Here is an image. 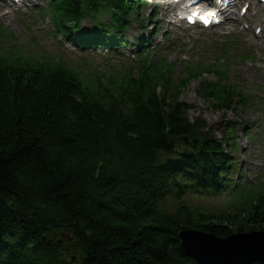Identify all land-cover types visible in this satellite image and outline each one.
<instances>
[{
    "label": "trees",
    "instance_id": "16d2710c",
    "mask_svg": "<svg viewBox=\"0 0 264 264\" xmlns=\"http://www.w3.org/2000/svg\"><path fill=\"white\" fill-rule=\"evenodd\" d=\"M129 1L49 5L58 27L108 15L114 28L129 19ZM140 59L137 75L85 83L59 66L0 60V264H197L180 232H264V195L233 215L188 211L183 192H220L227 161L161 67ZM207 87L229 109L233 95ZM172 192L177 205L165 199Z\"/></svg>",
    "mask_w": 264,
    "mask_h": 264
},
{
    "label": "rangeland",
    "instance_id": "374dc122",
    "mask_svg": "<svg viewBox=\"0 0 264 264\" xmlns=\"http://www.w3.org/2000/svg\"><path fill=\"white\" fill-rule=\"evenodd\" d=\"M41 0H33L34 4H38ZM28 1L27 4H29ZM43 5V4H42ZM21 6V5H20ZM46 5H44L45 7ZM34 7V6H32ZM43 7V8H44ZM31 9V8H27ZM26 9L23 6L20 8L19 14H12L10 17L0 19V22L3 24L4 27L9 28L11 32H13L16 36V40L20 45H26L24 48L30 50V56L32 59L37 60L40 56L39 53L35 54V49L42 48L46 52H48V56L50 59L59 57V55L63 56L64 59L71 65L75 70L83 69L86 73L84 76H90L91 73L95 72L98 69L97 65L103 69L106 68L104 66L106 63L104 58L97 56L95 58L97 64L90 63V67L86 66L82 59L86 56L84 52H78L74 50L71 46L67 43L63 44V52L62 49L59 53L60 47L56 46V41L53 36L52 27L47 18H30L29 11L26 13ZM24 13V14H23ZM23 14L22 16H19ZM233 19L229 18L226 22L224 27H221L216 30H209V31H201L196 30L193 28H185L181 27V29L174 31L175 36H172L168 39L166 43L161 45L163 48L162 55L167 59L169 62L185 60L190 58V60L197 61L204 57L203 53L201 52L202 46L207 49V46H210L212 49L216 48L217 44L223 40V37L233 38L239 41L241 46L251 44L252 47H257L259 51L264 50L262 46L258 45L256 42H253L252 36L254 35V30L256 28H262V34L264 33L263 27L264 22L263 19L258 21V25L254 26V28H250L249 31L242 29V26L235 25L230 23ZM229 35H226L228 34ZM261 34V35H262ZM131 38V36H130ZM59 41L60 37H59ZM216 45H212L215 43ZM206 56V55H205ZM252 62L250 64H255L258 66L260 64H264V57L260 54V52H253L252 54ZM209 60V59H208ZM113 62L118 64L117 59H113ZM229 63L232 64V67L229 68V73L227 74L229 80L232 84H238L241 88L250 87L251 81L250 77H247L243 83H240L239 80L235 77L234 67L238 64V59L235 61L230 60ZM264 66V65H263ZM231 69V70H230ZM231 71V72H230ZM83 73V74H85ZM204 78V77H203ZM207 79L214 78L213 76H205ZM198 81L191 82L188 88L183 90L180 94V101L186 102L188 104L193 105L194 110L189 113V116L193 119H200L206 121L215 131V136L219 137L220 132L223 130V126L225 121H229L234 119L232 112H226L225 110H214L212 107V103L200 98L197 94L198 88ZM250 92L252 94H256V90L250 88ZM212 102V101H210ZM264 108V105L262 106ZM256 109V107H255ZM238 111L241 110L240 108L237 109ZM247 110V109H246ZM244 110V111H246ZM224 114V116H222ZM220 116L222 118L220 119ZM245 119H248L251 122H256L264 119V114L254 112L253 114H247ZM224 120V121H222ZM245 137L241 135L239 141V147H249L250 153L256 156L257 162L259 164L263 163V158L259 155L260 148L258 142H251L247 144L245 141ZM243 142H246L245 144ZM247 171V170H245ZM253 178V177H251ZM262 185L259 183L258 187ZM222 199H189L187 204L188 211H203L209 212L212 214H220L221 213V206L223 203L221 202ZM252 230V229H250ZM250 230L246 231L249 232ZM245 231H243L244 233ZM257 232V231H256ZM237 244H235L232 248L229 247L228 252L230 251L231 254H237L242 250L237 251ZM262 248V247H261ZM226 250V248H224ZM224 250V252H225Z\"/></svg>",
    "mask_w": 264,
    "mask_h": 264
},
{
    "label": "water",
    "instance_id": "95a60500",
    "mask_svg": "<svg viewBox=\"0 0 264 264\" xmlns=\"http://www.w3.org/2000/svg\"><path fill=\"white\" fill-rule=\"evenodd\" d=\"M178 238L183 251L198 264H251L254 261L264 263L263 231L237 234L224 240L210 234L183 231ZM237 243V251H242L237 254L228 252L229 247Z\"/></svg>",
    "mask_w": 264,
    "mask_h": 264
},
{
    "label": "bare ground",
    "instance_id": "6f19581e",
    "mask_svg": "<svg viewBox=\"0 0 264 264\" xmlns=\"http://www.w3.org/2000/svg\"><path fill=\"white\" fill-rule=\"evenodd\" d=\"M263 133H264V128H263ZM256 165H257V163L253 159H251V158H248V160H245V162H244V166L245 167H252V168H254Z\"/></svg>",
    "mask_w": 264,
    "mask_h": 264
}]
</instances>
